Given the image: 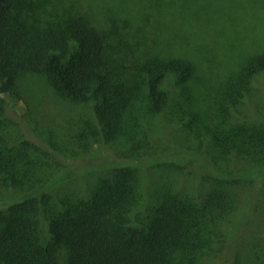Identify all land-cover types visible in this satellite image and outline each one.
<instances>
[{"label":"trees","instance_id":"16d2710c","mask_svg":"<svg viewBox=\"0 0 264 264\" xmlns=\"http://www.w3.org/2000/svg\"><path fill=\"white\" fill-rule=\"evenodd\" d=\"M43 6L0 0V193L11 192L0 197V264H207L218 254L227 264H244L235 188L264 185V121L239 116L264 85V51L244 56L206 104L198 99L196 61L140 56L116 19L102 25L86 12L44 19ZM22 72L42 75L60 95L88 105L68 153L8 131L5 95L19 98L14 90ZM160 117L197 143L175 149L164 164L193 163L204 171L212 183L204 197L172 184L148 190L139 166L128 161L51 163L54 152L77 159L100 143L121 142L137 153L151 144L150 126ZM236 156L249 167L222 166ZM96 171L104 176L86 193L54 191ZM253 244L249 263L264 264V242Z\"/></svg>","mask_w":264,"mask_h":264},{"label":"rangeland","instance_id":"374dc122","mask_svg":"<svg viewBox=\"0 0 264 264\" xmlns=\"http://www.w3.org/2000/svg\"><path fill=\"white\" fill-rule=\"evenodd\" d=\"M35 1L44 5L40 9L44 19L65 17L71 12L90 13L102 25L110 23V18L116 19L140 56H174L196 61L201 79L198 99L206 104L216 97L222 83L238 69L244 56L264 51V0ZM14 94L19 98L10 94L5 97L9 105L8 131L16 140L28 138L44 150H50V145L55 143L65 153H68L66 149L75 148L72 130L81 118L90 115L87 104L65 98L44 76L31 72L20 73ZM239 117L264 121V85L254 90L251 103L242 108ZM150 128L151 144L137 153H131L121 142L100 143L89 156L77 159L54 152L51 163L60 168H80L104 161H128L139 166L136 167L148 190L172 184L180 193L204 197L212 187L204 171L193 163H183L180 167L164 164L175 149H194L197 143L166 117L155 119ZM222 166L244 168L249 163L236 156ZM103 173L80 175L54 191L86 193ZM235 191L239 196L235 217L241 223L237 250L242 263L250 264L251 246L264 242V185L262 180L242 182ZM10 194L4 188L0 197ZM206 263L227 264L226 255H213Z\"/></svg>","mask_w":264,"mask_h":264}]
</instances>
